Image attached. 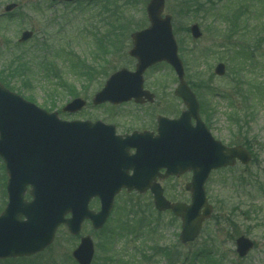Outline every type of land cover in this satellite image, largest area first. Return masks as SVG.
Wrapping results in <instances>:
<instances>
[{"label": "rangeland", "instance_id": "obj_1", "mask_svg": "<svg viewBox=\"0 0 264 264\" xmlns=\"http://www.w3.org/2000/svg\"><path fill=\"white\" fill-rule=\"evenodd\" d=\"M148 1L0 0V69L10 57L22 56L30 69L24 79L12 80L14 91L41 108L58 111L65 120H102L116 125L119 133L154 129L159 115L178 117L186 108L174 92L177 74L166 62L145 72V87L156 94L154 103H92L111 73L135 68L136 60L129 55L130 34L149 25ZM207 1L203 9L204 0H166L165 13L174 17L185 78L198 96L203 120L212 134L230 145L248 138L256 158L248 165L238 162L211 173L206 191L214 212L197 240L189 245L179 239L181 220L169 211H157L151 193L121 191L103 228L94 230L89 220L83 225L81 235L90 234L96 246L93 264H116L115 258L120 259L118 264H179L178 254L187 256L188 251L192 259L200 255L198 264H264V0ZM11 2L18 7L4 13L5 5ZM232 21L238 28L235 33ZM194 23L203 32L198 39L187 32ZM120 24L128 26L121 28ZM24 30H33L34 36L20 43ZM77 61L85 63V76L76 72ZM219 62L226 64L222 76L214 72ZM88 68L94 69L91 75ZM241 95L253 99L251 106L240 102ZM77 96L84 97L87 106L77 113L63 112L62 108ZM236 109L241 115V131L234 129L229 118ZM191 176L185 173L163 183L166 196L190 202L185 186ZM6 184L7 173L0 158V213L7 203ZM237 203L241 208L236 215L253 205L259 211L247 219L237 217L233 230L220 222ZM92 207L99 208L95 200ZM112 231L119 232L115 250L111 247L115 237ZM242 234L256 243L245 257H239L235 245ZM78 244L79 239L62 225L45 251L1 259L0 264H77L72 251ZM161 247L174 251V257L165 260L158 254Z\"/></svg>", "mask_w": 264, "mask_h": 264}, {"label": "water", "instance_id": "obj_2", "mask_svg": "<svg viewBox=\"0 0 264 264\" xmlns=\"http://www.w3.org/2000/svg\"><path fill=\"white\" fill-rule=\"evenodd\" d=\"M16 6L10 3L5 11ZM164 9L165 0L148 3L150 25L131 35L130 55L138 60L136 70L122 68L114 72L93 99L96 105L133 99L138 103L153 102L154 94L144 88V72L158 62H168L179 78L175 93L182 97L187 110L178 119L160 117L161 135L156 139L149 133L116 135L114 125L101 121L62 120L58 112L48 113L0 82V156L9 176V203L0 215V258L44 250L54 241L57 228L64 222L74 234L80 232L85 218H91L96 229L101 228L116 194L124 187L139 192L151 189L158 210L172 209L182 218L181 241L184 244L194 241L203 221L213 211L205 190L211 171L233 166L237 160L250 162L247 149L241 145L229 147L215 139L202 121L197 97L185 80L172 16H164ZM191 32L195 39L202 36L197 23L191 26ZM32 36V31H24L20 41ZM225 70L224 63L215 68L219 75ZM85 105L83 98H75L63 111L75 113ZM193 118L196 125H192ZM129 146H137L138 154L127 155L125 150ZM161 168H167L164 177L193 171L192 181L186 186L192 193L190 204L172 203L164 196V189L155 182ZM130 169L134 170L133 174L129 173ZM28 186L32 187L31 201L25 199ZM96 196L102 202L99 212L88 207L90 199ZM69 212L73 216L65 219ZM236 242L240 256L247 255L254 246L246 236ZM73 256L80 264H91L94 244L90 236L82 238Z\"/></svg>", "mask_w": 264, "mask_h": 264}, {"label": "trees", "instance_id": "obj_3", "mask_svg": "<svg viewBox=\"0 0 264 264\" xmlns=\"http://www.w3.org/2000/svg\"><path fill=\"white\" fill-rule=\"evenodd\" d=\"M113 1V0H112ZM111 4V2L109 3ZM108 4V5H109ZM117 4V3H115ZM108 5H106L107 7H105L106 9L109 7ZM114 5V4H113ZM104 10V8H103ZM113 25V24H112ZM232 25L234 26L232 28V32L235 33L237 31V25H236V22L235 21H232ZM122 26L121 28H127L128 25H121ZM241 49H244V45L243 47L241 46ZM85 64V63H83ZM82 63H77L75 66L78 67L79 69L77 70L76 69V72H78V74L82 77L85 76V73L88 72L86 71V65H83ZM30 69L28 63L25 61V59H22V56H15V57H11L9 58L8 62H6L5 65H3V67L0 69V81L5 84L7 87H9L11 90H15V88L12 86V80L14 79H24L27 75H28V70ZM90 71H89V74L91 75V73L94 71V69L92 68H88ZM82 74V75H81ZM62 86H64V84L62 83ZM241 93V92H240ZM242 96V95H241ZM239 97V95H238ZM243 98V99H242ZM250 98V97H249ZM248 97H241L242 101L240 100V102H249L247 103L248 106H251V102H252V98L249 99ZM236 111V112H235ZM234 111V113H232L230 115V120H231V124L234 126V129H239V131L242 130V121H241V115H240V112L237 111V109ZM202 112H203V109H202ZM236 144H242L244 146H246L249 150H251V152H253V149H252V145H251V142L249 141V139H245L244 142H238ZM254 153V152H253ZM254 159L256 158L255 156H253ZM224 203V202H223ZM240 203H237V206L233 207V209H231L229 211V214L227 216H222V220L220 223H223V222H226L229 224V226H231L233 228V230L235 228H237V223H236V218L239 217V216H244L245 219L247 218H250L251 217V214H250V209H244V211L242 213H239V215L235 212H237L238 210H240V206H239ZM254 208V209H253ZM252 211L254 214L257 213V211H259L258 209H256L254 207V205L252 206ZM260 226L261 223H260ZM158 254L159 255H162V257L165 259V260H170L171 258H173L175 252L174 251H171L169 248L167 247H161L158 251ZM181 255V253L178 254V262L180 263L181 261H183V259L185 257H183ZM190 257H188V260H189ZM192 260V259H191ZM194 261V260H192Z\"/></svg>", "mask_w": 264, "mask_h": 264}, {"label": "flooded vegetation", "instance_id": "obj_4", "mask_svg": "<svg viewBox=\"0 0 264 264\" xmlns=\"http://www.w3.org/2000/svg\"><path fill=\"white\" fill-rule=\"evenodd\" d=\"M145 105V104H144ZM150 131V132H153V134H154V136H156L157 135V133H158V119H157V123H156V128H154V129H144V130H139V131ZM127 133V132H126ZM136 151V149H131L130 150V152L131 153H134ZM165 169H160V173H159V176H158V181H160L161 182V184L163 185V183H165L167 180H169V179H172L173 178V176H169V177H164V173H165ZM163 187L165 188V186L163 185ZM149 193H150V191H148ZM94 200L98 203V201H99V199H92L91 200V202H90V208H92V209H94V207H92V203L94 202ZM100 203V202H99ZM99 208H97L96 207V209L95 210H98ZM69 216V215H68ZM67 216V217H68ZM85 223V222H84ZM84 223H83V225H84ZM65 226V225H64ZM82 232V231H81ZM82 236H84V235H81V233L79 234V235H75V237H77L78 239H79V243H80V240H81V238H82Z\"/></svg>", "mask_w": 264, "mask_h": 264}]
</instances>
